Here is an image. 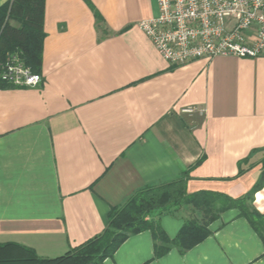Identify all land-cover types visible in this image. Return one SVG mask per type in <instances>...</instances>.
Wrapping results in <instances>:
<instances>
[{
  "label": "crops",
  "instance_id": "obj_1",
  "mask_svg": "<svg viewBox=\"0 0 264 264\" xmlns=\"http://www.w3.org/2000/svg\"><path fill=\"white\" fill-rule=\"evenodd\" d=\"M43 8L41 83L0 88V243L60 256L100 234L134 191L181 176L201 201L250 190L264 157V55L170 65L137 26L156 16V0ZM252 205L264 214V185ZM208 218L190 203L154 214L169 239ZM246 220L223 209L200 242L161 255L150 230L133 233L102 264H264Z\"/></svg>",
  "mask_w": 264,
  "mask_h": 264
},
{
  "label": "trees",
  "instance_id": "obj_2",
  "mask_svg": "<svg viewBox=\"0 0 264 264\" xmlns=\"http://www.w3.org/2000/svg\"><path fill=\"white\" fill-rule=\"evenodd\" d=\"M45 0H10L0 7V58L8 52H18L22 61L39 72L42 59V43L44 38ZM96 22L100 16L94 11ZM7 87L0 84V88ZM239 163V173H243V164ZM250 166H247V168ZM261 173L248 192L237 199L227 198L218 201V195L186 193L184 176L173 181L148 185L134 191L118 206L111 207L104 230L95 237L70 249L68 252L53 258L38 256L31 247L17 242L0 243V264H102L103 260L112 256L113 252L130 234L150 230L155 241V254L161 255L169 246L179 247L180 251L188 249L210 234L208 221L214 219L226 208H236L239 214L258 234L264 244V214L252 205L253 194L264 185V157L261 160ZM202 198V197H201ZM183 203H190L201 209L208 220H189L183 223L173 239L160 228L154 214L169 210ZM264 247V246H263Z\"/></svg>",
  "mask_w": 264,
  "mask_h": 264
},
{
  "label": "built area",
  "instance_id": "obj_3",
  "mask_svg": "<svg viewBox=\"0 0 264 264\" xmlns=\"http://www.w3.org/2000/svg\"><path fill=\"white\" fill-rule=\"evenodd\" d=\"M156 4V16L139 20L137 26L170 65L219 55H264V0H156ZM41 80L18 52L0 58L1 85L34 87Z\"/></svg>",
  "mask_w": 264,
  "mask_h": 264
}]
</instances>
